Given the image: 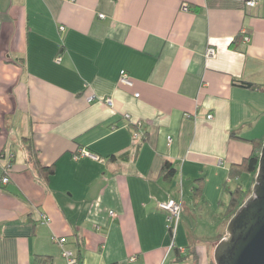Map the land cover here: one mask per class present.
Masks as SVG:
<instances>
[{"label":"crops","instance_id":"obj_1","mask_svg":"<svg viewBox=\"0 0 264 264\" xmlns=\"http://www.w3.org/2000/svg\"><path fill=\"white\" fill-rule=\"evenodd\" d=\"M246 1L0 0V264H211L252 183L230 169L264 138V0Z\"/></svg>","mask_w":264,"mask_h":264},{"label":"water","instance_id":"obj_2","mask_svg":"<svg viewBox=\"0 0 264 264\" xmlns=\"http://www.w3.org/2000/svg\"><path fill=\"white\" fill-rule=\"evenodd\" d=\"M213 260L215 264H264V141L251 194L229 219Z\"/></svg>","mask_w":264,"mask_h":264},{"label":"trees","instance_id":"obj_3","mask_svg":"<svg viewBox=\"0 0 264 264\" xmlns=\"http://www.w3.org/2000/svg\"><path fill=\"white\" fill-rule=\"evenodd\" d=\"M244 36H245V34L243 35V37ZM246 85L249 87L255 86L252 83H246ZM263 141H264V138L258 139L253 153L249 157L244 158L241 163L232 165V167L230 169V177L232 179H238L245 174H251L252 175V183L248 188H245L242 184H238L237 187L232 191V196H231V199H230V202L227 206V211H226L227 221H229V219L233 216V214L235 213L237 208L251 194L252 184L254 183V179H255V176H256V173L258 170L259 155H260V151H261ZM32 146L30 147L31 148V151H30L31 161L34 162L35 165L37 166V168L39 169V171H41L45 175L52 174L54 172L53 167L42 166L40 164L38 158H37V151L34 148H32ZM167 169L171 170L172 172L175 171L170 162H166L164 164L163 170H167ZM199 190H200V186L197 187V191H199ZM61 238H59V239H61ZM221 238H222V236L218 239L220 240ZM66 241H67V238H66ZM65 242L60 243V244H64ZM191 255H192L193 260L195 261L193 264H198V256L194 250L191 252ZM76 257L78 259L79 264H82L80 256L77 254ZM35 262H36V264H51L50 257L43 258V257L39 256L36 258ZM211 264H215L213 259H212Z\"/></svg>","mask_w":264,"mask_h":264},{"label":"built area","instance_id":"obj_4","mask_svg":"<svg viewBox=\"0 0 264 264\" xmlns=\"http://www.w3.org/2000/svg\"><path fill=\"white\" fill-rule=\"evenodd\" d=\"M260 0H248L246 1V6L248 7H254L258 4ZM188 6L186 4L183 5V9H187ZM64 27H61V30H63ZM245 41H249V36L245 35L244 36ZM216 56V49L213 46H210L207 50V57H215ZM119 82L121 84H125L128 86H132L133 82L131 81V79L129 78V75L126 71H121L120 74V78H119ZM137 96H139V94H136ZM89 101L93 100V96H90L88 98ZM108 102H111V99H108ZM208 118H212V115H208ZM135 137L137 138L138 136L135 135ZM169 140L171 141L172 139L169 137ZM81 156H85V157H89L93 160L96 161H101L102 158L87 150V149H80V151H78V153H76L74 155L75 159H78ZM10 165H6L5 169H4V176L2 177V184H7L10 182V175H9V171H10ZM159 208L166 211L168 213V218H167V228L169 229V231L171 232L172 236L175 237L176 235V231L181 219V214H182V204L181 202H178L177 200L170 198L167 201H162L159 202ZM55 241L59 242V243H63L66 241L65 237H62L61 239L55 237L54 238ZM63 255L64 257L67 259V263L68 264H79L78 259L76 257V255L74 254V252L72 250L69 249H64L63 250Z\"/></svg>","mask_w":264,"mask_h":264},{"label":"rangeland","instance_id":"obj_5","mask_svg":"<svg viewBox=\"0 0 264 264\" xmlns=\"http://www.w3.org/2000/svg\"><path fill=\"white\" fill-rule=\"evenodd\" d=\"M243 181H245V178H244V177L241 179V182H242V183H243ZM197 205H198V203H197ZM200 207H201L200 205L197 206V209L200 210ZM187 211H188V209H187ZM189 211H190V210H189ZM189 211H188V214H189ZM211 222H213V221H210V223H211ZM205 223H206V226H205L206 229L210 231V229L207 227V226H209V222L206 221ZM213 223H214V222H213ZM197 226H198V224H197ZM205 227H203V228H205ZM194 229H196V224H195ZM198 232H199V231H198ZM198 232H197V233H198ZM213 261H214V260H213Z\"/></svg>","mask_w":264,"mask_h":264}]
</instances>
